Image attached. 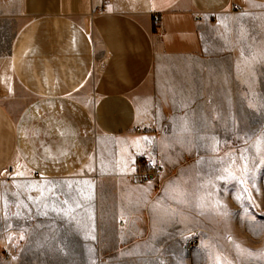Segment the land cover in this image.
Segmentation results:
<instances>
[{"label":"crops","instance_id":"crops-1","mask_svg":"<svg viewBox=\"0 0 264 264\" xmlns=\"http://www.w3.org/2000/svg\"><path fill=\"white\" fill-rule=\"evenodd\" d=\"M262 53L264 0H0L8 215L79 228L84 258L153 253L185 230L175 172Z\"/></svg>","mask_w":264,"mask_h":264},{"label":"rangeland","instance_id":"rangeland-1","mask_svg":"<svg viewBox=\"0 0 264 264\" xmlns=\"http://www.w3.org/2000/svg\"><path fill=\"white\" fill-rule=\"evenodd\" d=\"M249 66L244 80H230L229 103H216L217 131L203 137L202 154L187 156L174 173L182 233L130 261L84 258L81 243L70 242L79 228L14 224L0 184V264H264V53Z\"/></svg>","mask_w":264,"mask_h":264},{"label":"built area","instance_id":"built-area-1","mask_svg":"<svg viewBox=\"0 0 264 264\" xmlns=\"http://www.w3.org/2000/svg\"><path fill=\"white\" fill-rule=\"evenodd\" d=\"M232 10L236 12L242 11L238 5H232ZM159 24V20L155 19L153 21V26H157ZM140 128H136L135 132H140ZM162 165L159 163L151 164L147 171L142 169H137L133 175L131 176L132 181L134 180L136 183H147V182H154L159 180L162 174Z\"/></svg>","mask_w":264,"mask_h":264}]
</instances>
